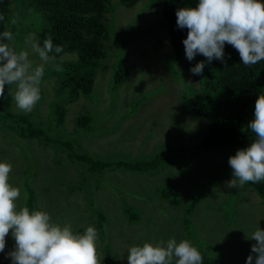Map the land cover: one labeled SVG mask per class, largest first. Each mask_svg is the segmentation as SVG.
<instances>
[{"label":"rangeland","instance_id":"374dc122","mask_svg":"<svg viewBox=\"0 0 264 264\" xmlns=\"http://www.w3.org/2000/svg\"><path fill=\"white\" fill-rule=\"evenodd\" d=\"M113 4L111 14L105 15L110 32L114 34L112 40L120 44L130 39L122 49L128 74L114 91L115 103H111V98L115 97L108 91L112 55L103 60L106 68L97 72L91 95L79 96L70 103L56 95L54 72L62 59L72 58L69 53L45 65L41 100L32 112L24 113L15 107L11 95L15 86L11 85L10 109L29 115L28 127L40 129L42 137L48 139L30 138V129L22 136L17 127L8 128L4 135L0 133V158L11 163L12 185L21 189V200L17 204L21 205L24 192L28 196L31 193L35 208L47 211L54 222L70 223L73 231L81 234L87 226H94L102 261L105 248H110L116 264H127L125 252L129 246L144 240L155 243L174 237L177 242L189 240L216 264H245L255 241L244 237L264 220V199L247 185L226 187V182L232 179L228 157L234 155L236 149L220 147L212 152L209 149L210 152L202 156L191 155L193 166L188 169L184 160L175 155L151 173L129 172L114 166L86 170L87 163L82 158L85 156L103 161H133L150 158L163 149L171 151L177 142L179 151H191L189 145L194 146L199 137L197 133L202 134L207 126L205 120L191 119L179 110V91L198 86L189 72H180L185 80L183 85L168 75L165 65L171 62V48L160 6L146 4V0H137L131 7L117 5L116 0ZM9 10L10 16L4 26L5 31L13 33L14 41L5 42L13 44L17 51L27 49L34 64L40 63L38 56L25 44V37L31 33L37 39L44 13L32 6L30 0H10ZM10 19H15L16 23ZM112 49L108 52L112 53ZM173 65L180 68L176 61ZM161 81L165 83L161 95L156 92L133 108L131 103L137 97ZM187 98L195 99V95L188 94ZM59 102L66 109L62 122H56L51 116L54 104ZM78 114L91 117L87 127L75 125ZM59 139L68 145L60 146L64 143ZM21 148L27 151H17ZM11 151H17L24 160ZM65 151H73L79 159L68 157ZM193 158L202 167L197 166ZM26 162L35 169L21 173ZM167 179L175 185L169 197L160 194V187H167ZM202 192L204 196L199 197ZM189 221L195 226V236ZM13 247L14 241L9 235L5 251L0 253V264H10L5 253Z\"/></svg>","mask_w":264,"mask_h":264},{"label":"trees","instance_id":"16d2710c","mask_svg":"<svg viewBox=\"0 0 264 264\" xmlns=\"http://www.w3.org/2000/svg\"><path fill=\"white\" fill-rule=\"evenodd\" d=\"M136 1L116 0V4L131 7ZM197 3L198 0H146V4L160 6L171 48V62L167 63L165 67L168 69V75L174 78L179 85L185 83L184 78L180 75L181 71L192 74L190 68L200 61H205V58L199 54L191 61L186 58L182 40L187 36V29H181L176 25V10L182 7H195ZM30 4L34 7H39L44 13V23L37 30V40L41 43V46H43V41L50 36L54 46L58 45L63 48L61 53L53 51L50 55L55 58L62 57L66 53L72 55V58L62 59L61 63L58 64L62 69L61 71L54 70L56 74V95L64 97L65 102L68 103L75 101L79 96L89 97L97 72L106 68L103 60L112 55L114 61L111 63L108 91L115 97L114 91L116 92L117 87L124 83L128 74V64L125 62L126 59L122 49L126 47L130 39L125 40V43L120 41V44L116 40H112L114 34L112 35L110 32L109 23H107L105 15L111 14L112 5H114L113 0H30ZM9 5L10 0H0V16L4 17L3 20H0V34L5 31L4 24L7 23L8 15L10 16ZM10 21L12 20L10 19ZM111 48H114L112 53L108 52ZM224 54L225 63L215 59L211 63L205 61L203 73L199 76L192 74L191 77H194L197 81V89L191 90L188 87L183 92L179 91L178 93L181 114H186L194 120H205L207 123L205 131L202 134L200 132L197 133V137H199L195 141L194 146L189 145L191 151H179V142H177L170 148L171 151L163 149L154 153L150 158H138L133 161H103L85 156L82 158L87 163L86 170L95 171L114 166L124 168L129 172L151 173L154 170H158L163 165L161 163L170 160L175 155L184 160L182 162L185 168L188 169L193 166L191 155L201 154L202 156L210 152L208 151L209 149L212 152L215 148L220 147L226 150L246 148L254 139V134L247 128V124L253 119L257 96L264 94V60L251 67L245 66L242 64L237 50L227 43L224 46ZM173 61H176L180 68L174 67ZM163 81L159 82L144 95L137 97L131 103L133 108H136L156 92V94L161 95L165 86ZM10 92L11 85H6L4 95L0 96V133L4 135L8 128L17 127L20 134L24 136V131L30 129L28 127L29 115L15 113L10 109ZM188 94L195 95V99L187 98ZM115 99L116 97H112L111 103H115ZM51 105L53 106V104ZM65 110L61 102L54 104L51 116L56 122H62ZM91 120V117L86 114H78L74 122L76 126L85 128ZM178 127V124L175 125L176 130ZM30 130V138L38 137L41 140L48 141L47 138L42 137L40 129ZM149 133H146L147 136H149ZM154 134L152 132V135ZM61 141L64 144H60V146L68 145V142ZM66 147L69 148L68 146ZM17 151H27V149L21 148V150L17 149ZM17 151L11 152L17 154ZM65 152L68 157L72 155L76 161L79 159L73 151ZM18 157L24 160L20 155ZM193 160L197 166L202 167L199 161L196 162L194 158ZM0 161H4V159L0 158ZM214 167L219 166L215 165ZM26 169H33L31 163L26 162L21 169V173L26 171ZM180 173L184 178L183 170ZM219 178L216 183L219 182ZM63 179H67V177ZM9 183L12 184L11 176H9ZM192 183L195 184L194 182ZM246 185L259 198L264 199V181L258 184L249 183ZM166 186L160 187V194L168 196L170 192L175 191V185L168 179ZM201 196H204V192L199 197ZM28 197L25 202L22 196L20 206H27L30 210L36 209L33 203V194L31 195L30 193ZM188 224L193 236H195V230L193 229L195 226L190 221ZM259 227L264 229V220L261 221ZM136 239L139 241L138 237ZM144 241L138 244H142ZM103 252V264H116L110 248H105ZM125 255L127 256L126 252ZM202 256L203 264H216L213 260L206 258L204 255ZM118 262L121 263V260L119 259Z\"/></svg>","mask_w":264,"mask_h":264},{"label":"clouds","instance_id":"9594fccd","mask_svg":"<svg viewBox=\"0 0 264 264\" xmlns=\"http://www.w3.org/2000/svg\"><path fill=\"white\" fill-rule=\"evenodd\" d=\"M175 16L177 27L187 29L182 43L189 61L199 54L207 63L214 59L225 63L226 43L237 50L245 66L251 67L264 60L262 0H198L195 7L177 9ZM3 19L0 16V20ZM3 41L13 42V33L6 30L0 34V96L4 95L6 85H14L11 95L15 107L30 113L41 100L45 65L55 60L50 53H61L63 48L54 46L50 36L41 46L34 34H28L25 44L40 61L34 64L27 49L17 51L13 44ZM205 61L198 62L190 72L201 75ZM55 67L57 71L62 70L58 65ZM247 128L254 134V139L246 148L238 149L228 157L232 169V179L226 182L229 188L264 181V94L257 96L253 119ZM11 172V163L0 161V253L5 251L6 237L10 235L14 247L5 256L11 264H102L97 251L96 228L90 225L82 234L77 233L70 223L54 222L43 209L19 206L21 189L9 183ZM28 198V193L24 192L23 200L26 202ZM244 238L255 241L245 264H264V229L257 225ZM126 260L127 264H203V256L197 247L187 239L177 242L174 237L167 241L131 245L127 248Z\"/></svg>","mask_w":264,"mask_h":264}]
</instances>
